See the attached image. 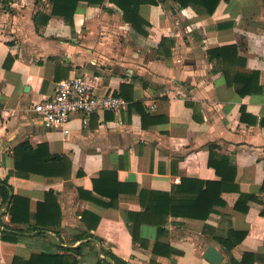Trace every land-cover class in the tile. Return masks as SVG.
Returning a JSON list of instances; mask_svg holds the SVG:
<instances>
[{
	"label": "crops",
	"instance_id": "obj_1",
	"mask_svg": "<svg viewBox=\"0 0 264 264\" xmlns=\"http://www.w3.org/2000/svg\"><path fill=\"white\" fill-rule=\"evenodd\" d=\"M131 1L140 2L142 30L111 0H78L72 24L53 14V0H0V179H7L10 194L29 201L30 217L49 191L61 215L60 226L45 235L18 232L28 225L12 223L0 197V264L15 258L25 264L40 254L64 255L65 264H114L102 248L125 264H210L203 258L209 246L223 255L221 264H230L218 241L230 231L244 234L231 251L235 260L251 253L252 264H264V0H220L212 14L177 0ZM226 46L237 48L232 59L209 57V50ZM243 72L258 78H238ZM70 78L90 80L96 95L121 94L128 105L87 122L76 116L67 135L48 130L32 105ZM234 82L254 89L242 96ZM22 143L46 144L42 155L66 156L70 177L19 176L13 152ZM212 145L233 169L232 183L230 172H221L237 190L223 192L205 220L155 215L164 219L163 233L143 223L145 246L134 243L128 213L144 212L147 193L179 199L198 182L221 181L208 164ZM101 172L115 175L97 184L114 201L93 190ZM241 194L254 198L239 204ZM4 228L16 233L14 241L2 239ZM82 233L99 240L73 243ZM89 240L97 254L88 246L81 255L64 250Z\"/></svg>",
	"mask_w": 264,
	"mask_h": 264
},
{
	"label": "trees",
	"instance_id": "obj_2",
	"mask_svg": "<svg viewBox=\"0 0 264 264\" xmlns=\"http://www.w3.org/2000/svg\"><path fill=\"white\" fill-rule=\"evenodd\" d=\"M54 1V9L53 14L61 15L65 18L66 23L72 24V15L74 12V5L78 0H61L65 3L63 8L60 7V0ZM89 2L94 3H103L105 0H88ZM115 3L122 11L123 18L130 22L133 27L137 30L141 29L142 20L138 16V5L140 2L137 1H127V0H111ZM148 3H156V0H146ZM179 4L183 6H187L190 3L201 5L204 7L208 14H212L220 0H177ZM235 46H226L220 48H214L208 51L210 58L220 59V61H226L232 59V57L236 53ZM234 54V55H233ZM226 74V71L223 72ZM243 76H247L250 80L256 81L258 78V74L256 72L251 73H238V78H244ZM234 81V80H233ZM235 85V90L240 95H246L252 89H241L237 86V83H233ZM125 88V86H122ZM260 88L256 87L254 91H259ZM121 96V94H119ZM125 99V97H124ZM126 100V99H125ZM127 101V100H126ZM139 110V109H138ZM140 114L142 120L144 122L146 118V114L143 110H140ZM46 144L39 145L36 149H34L28 143H22L15 147L13 155H14V167L19 176H26L28 174H38L43 175L45 177H61L64 179H68L70 177V160L64 155H51L48 151L45 155H42L41 152L46 148ZM215 146H210V157H209V166L213 167L216 173L222 174V179L219 182H198V185L186 194L184 197L179 199H174L175 195H168L167 193H159V192H149L148 194V202L144 203L141 199V202L144 204V212L142 214H133L128 213L129 218L132 222V230L131 236L134 243H140L141 246H145L142 239H140L139 232L140 226L143 223L155 225L158 229V235L162 234V225L163 220L158 221L154 218L157 214L161 215L163 218L166 217L167 214L173 215L175 217H184L190 219H198L205 220L209 214L213 211V207L218 203H222L220 200V195L225 191H236L237 187L235 185L228 186L226 183L227 178L221 172L222 169H226L228 173L230 172V181L232 183V174L233 169L226 168L227 166L224 163L226 160L222 156H218L214 149ZM220 162V165L218 163ZM79 174V173H78ZM112 176V177H111ZM106 177L108 180H116L115 175L113 173H103L101 172L99 177L93 180V190H96L105 195H111L108 192L101 191L97 184L100 180H105ZM11 187L9 186L7 179H0V197L2 199L3 204H7L8 213L10 215V220L12 223L18 224H26L27 229L18 230V232H36L41 235H45L47 229L59 227L61 224V215H60V207L56 201V194L53 191H49L45 194L44 200L37 204L35 215H31L28 212L29 210V201L17 195L10 194ZM81 191V190H79ZM145 194V193H140ZM111 200L113 199V196ZM141 198V197H140ZM253 196L241 194L238 202L239 204H246L247 201L253 199ZM152 200L151 203H149ZM112 201L109 204H105V206L109 207L112 205ZM237 206V205H236ZM239 207V205H238ZM165 212L163 213L162 211ZM167 210V211H166ZM246 210V209H244ZM28 212V215H27ZM138 217L139 221L135 220V217ZM16 233L13 232L11 228H4L2 231V239L6 241H14ZM89 237L95 238L99 240L97 236H94L90 233H82L75 237L73 243L77 240L88 239ZM244 234L237 233L234 231H230L226 238L219 239V243L224 247V250L229 255L230 264H252L253 263V254L251 253H243L241 261L235 260L232 255V249L241 242ZM83 246H88L94 250V253L97 254L94 243L92 240L87 241L86 243L78 246L77 248H64L66 251H71L76 255H81ZM159 244H154L152 248V252L155 254L160 253L158 250ZM105 257H108L114 261V264H125L122 261H119L112 253L105 252L102 248L101 252ZM17 261V258L14 259L13 264ZM66 256L64 255H48V254H40L33 255L29 261L25 264H65L68 263ZM75 260L72 263H75ZM97 264H110L105 260H98Z\"/></svg>",
	"mask_w": 264,
	"mask_h": 264
},
{
	"label": "built area",
	"instance_id": "obj_3",
	"mask_svg": "<svg viewBox=\"0 0 264 264\" xmlns=\"http://www.w3.org/2000/svg\"><path fill=\"white\" fill-rule=\"evenodd\" d=\"M128 102L120 95H96L93 85L85 78H70L60 81L54 95L32 105V110L43 121L46 129H61L67 135L68 123L76 116L87 122L93 114L123 110Z\"/></svg>",
	"mask_w": 264,
	"mask_h": 264
},
{
	"label": "water",
	"instance_id": "obj_4",
	"mask_svg": "<svg viewBox=\"0 0 264 264\" xmlns=\"http://www.w3.org/2000/svg\"><path fill=\"white\" fill-rule=\"evenodd\" d=\"M203 258L206 261H208L210 264H221L223 261V255L212 246H209L208 248H206L203 254Z\"/></svg>",
	"mask_w": 264,
	"mask_h": 264
}]
</instances>
